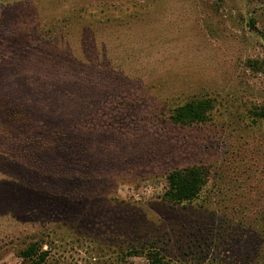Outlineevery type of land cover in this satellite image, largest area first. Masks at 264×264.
<instances>
[{"label": "rangeland", "instance_id": "rangeland-1", "mask_svg": "<svg viewBox=\"0 0 264 264\" xmlns=\"http://www.w3.org/2000/svg\"><path fill=\"white\" fill-rule=\"evenodd\" d=\"M261 106L264 0H0V264H264Z\"/></svg>", "mask_w": 264, "mask_h": 264}, {"label": "trees", "instance_id": "trees-1", "mask_svg": "<svg viewBox=\"0 0 264 264\" xmlns=\"http://www.w3.org/2000/svg\"><path fill=\"white\" fill-rule=\"evenodd\" d=\"M200 101H192L176 108L172 114V120L176 123H186L204 120L207 104ZM8 119L11 120L12 127L22 123L23 119L14 114L11 109ZM261 118H264V106L260 107ZM167 186L163 194V200L171 204H180L194 200L204 183V175L198 167L176 168L168 173L166 177ZM138 252V251H137ZM141 252V251H140ZM20 257L26 260L27 264H47V252L42 250L38 242L30 243L19 253ZM149 257L150 253H146ZM156 258V256H154ZM152 264H162L161 259H150Z\"/></svg>", "mask_w": 264, "mask_h": 264}]
</instances>
